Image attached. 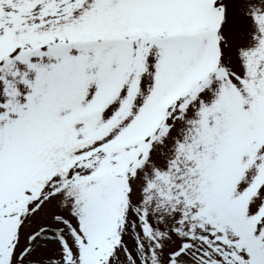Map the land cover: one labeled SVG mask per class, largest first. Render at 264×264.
Here are the masks:
<instances>
[{"label":"snow or ice","instance_id":"6c2138e0","mask_svg":"<svg viewBox=\"0 0 264 264\" xmlns=\"http://www.w3.org/2000/svg\"><path fill=\"white\" fill-rule=\"evenodd\" d=\"M0 264H264V0H0Z\"/></svg>","mask_w":264,"mask_h":264}]
</instances>
